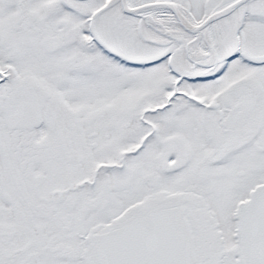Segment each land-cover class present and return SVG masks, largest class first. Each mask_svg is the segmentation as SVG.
<instances>
[{"label":"snow or ice","instance_id":"6c2138e0","mask_svg":"<svg viewBox=\"0 0 264 264\" xmlns=\"http://www.w3.org/2000/svg\"><path fill=\"white\" fill-rule=\"evenodd\" d=\"M0 264H264V0H0Z\"/></svg>","mask_w":264,"mask_h":264}]
</instances>
